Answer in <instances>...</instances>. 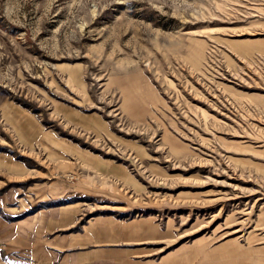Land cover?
I'll use <instances>...</instances> for the list:
<instances>
[{
    "label": "rangeland",
    "instance_id": "374dc122",
    "mask_svg": "<svg viewBox=\"0 0 264 264\" xmlns=\"http://www.w3.org/2000/svg\"><path fill=\"white\" fill-rule=\"evenodd\" d=\"M0 264H264V0H0Z\"/></svg>",
    "mask_w": 264,
    "mask_h": 264
}]
</instances>
